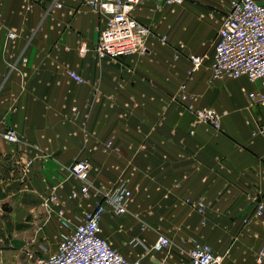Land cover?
Masks as SVG:
<instances>
[{"label": "crops", "instance_id": "0c3cea01", "mask_svg": "<svg viewBox=\"0 0 264 264\" xmlns=\"http://www.w3.org/2000/svg\"><path fill=\"white\" fill-rule=\"evenodd\" d=\"M229 1L139 3L133 15L152 30L149 50L113 59L96 55L102 17L83 0H0V264H37L56 251L71 230L61 214L77 224L119 182L132 191L128 211L106 206L99 233L128 259L191 264L198 239L224 264H264L254 199L264 202V117L249 95L261 83L212 74ZM192 54L204 56L194 72ZM185 82L196 105L219 111V129L176 98ZM81 158L91 162L89 197L71 172ZM160 235L170 245L156 250Z\"/></svg>", "mask_w": 264, "mask_h": 264}, {"label": "built area", "instance_id": "2783aa9c", "mask_svg": "<svg viewBox=\"0 0 264 264\" xmlns=\"http://www.w3.org/2000/svg\"><path fill=\"white\" fill-rule=\"evenodd\" d=\"M148 0H83L93 10L99 12L102 23L98 31V39L94 51L100 58L118 59L131 54H146L149 50L147 41L152 34L151 28L137 20L133 15L135 6ZM167 4H183L185 0H161ZM9 38L16 34L10 31ZM167 41L166 36L161 37ZM88 50L87 43L80 46V52ZM192 69L198 70L204 62V56L190 55ZM75 80L82 82L84 79L75 71L69 72ZM214 78H239L246 76L251 81H259V91L249 93L251 99H257L264 117V2L261 0H230L229 9L223 17L214 42V56L212 62ZM176 98L181 104L191 111L196 120L219 129L221 114L213 107L198 106L187 91V82L182 83ZM76 111L77 108L73 107ZM264 126V118H263ZM9 141H16L15 130L9 129L5 133ZM90 170L91 162L88 158L75 160L71 165V172L82 181V196H90ZM73 196H77L76 191ZM132 191L125 182L115 184L106 193L104 202L99 203L94 209L87 211L77 224L71 223L63 214V225L70 227L67 233H62L56 251L46 255L37 256V264H142L140 259L130 260L99 233L102 216L109 206L115 214H125ZM256 202L255 215L264 216V202L254 197ZM57 200V195H52L44 200L43 205L50 209L49 202ZM187 203L199 212H204L203 201ZM193 245L189 251L191 264H224V255L218 254L213 247L198 239L192 240ZM170 239L160 235L153 248L156 250L167 248ZM32 257H34L32 255ZM256 260L264 263V248L257 252ZM153 264V263H152Z\"/></svg>", "mask_w": 264, "mask_h": 264}]
</instances>
